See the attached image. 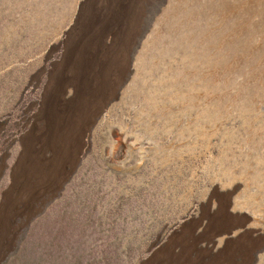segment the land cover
<instances>
[{"label":"rangeland","instance_id":"obj_1","mask_svg":"<svg viewBox=\"0 0 264 264\" xmlns=\"http://www.w3.org/2000/svg\"><path fill=\"white\" fill-rule=\"evenodd\" d=\"M187 2L0 0V264H264V0ZM193 3L224 58L189 103L154 42Z\"/></svg>","mask_w":264,"mask_h":264},{"label":"bare ground","instance_id":"obj_2","mask_svg":"<svg viewBox=\"0 0 264 264\" xmlns=\"http://www.w3.org/2000/svg\"><path fill=\"white\" fill-rule=\"evenodd\" d=\"M189 1V0H186V2ZM182 2V1H181ZM185 3V1H183V4ZM188 3V2H187ZM192 3V2H191ZM195 3V2H194ZM193 3V4H194ZM208 4V3H207ZM185 5V4H184ZM188 5V4H187ZM190 6H192L190 3H189ZM195 5V4H194ZM193 7H190V8H186L184 11L182 10V12L180 10L176 11L174 16H172L170 18V20L168 22H166L168 24V30H169V33L173 34L174 37L171 38L170 36H167V40L166 41H161V39H158L157 37V41L154 42V45L155 47H159V51L161 54L160 56L164 55L165 58L167 57H173L175 55V57H178V59H183V62L181 64V72L177 74V76H174L172 75L171 76V80H166V82L168 81L167 83V90L170 92L168 93L167 90L164 89V91H166L167 93H165V95H169L170 96V99H174L173 97V93H175V91L177 90L178 92H182V90H178L176 86L179 87H182V86H185V92H184V95L183 94H180L179 96V100L182 98L183 100H186L187 102L191 103L193 101H195L196 99V95H191L188 88H193V84L196 85L195 82L199 81L200 84H202L201 86H203V89H208V86L209 85H212V89L217 87V85H213L212 83H208L207 82V79L205 78V75L203 74L204 71L206 70H209L210 68H215V69H218L219 67L221 68V64L223 62V55H222V51H221V44L223 43V35L224 34L222 31V37L220 35V33H218V30L214 29L213 31L209 29V27H207L206 23L203 22L205 21V17H204V14L199 11L200 8L202 7H199L200 4H198L197 6L195 5ZM204 5V4H203ZM206 5V4H205ZM181 6V5H180ZM202 6V5H201ZM183 7V6H182ZM185 7V6H184ZM188 7V6H187ZM206 7V6H205ZM220 7V6H219ZM178 9V7H177ZM180 9V8H179ZM204 9V8H203ZM223 9V7H222ZM175 11V9H174ZM180 11V12H179ZM173 12V11H172ZM208 17V16H207ZM217 21V20H215ZM215 24V23H214ZM211 27V26H210ZM167 33V34H169ZM166 34V33H165ZM165 38V37H164ZM163 38V39H164ZM221 48V49H220ZM156 51V50H155ZM158 54V53H156ZM167 55V56H165ZM171 57V59H172ZM170 59V58H169ZM222 59V60H221ZM159 60V59H157ZM169 62V61H168ZM155 66L156 64H159V62H154L153 63ZM163 64V63H162ZM161 64V66H162ZM221 65V66H220ZM164 66V65H163ZM163 69V68H162ZM161 69V70H162ZM180 69V68H179ZM220 70V69H218ZM193 71V72H192ZM216 71V70H215ZM169 72V71H168ZM170 73V72H169ZM168 73V74H169ZM207 73V71H206ZM172 74V73H171ZM170 74V75H171ZM167 75V74H166ZM176 75V74H175ZM210 75V74H209ZM169 76V75H168ZM207 76H208V73H207ZM214 76V75H213ZM179 80L177 81V78ZM167 78H170L167 77ZM212 78V77H211ZM217 78V77H216ZM183 80V81H181ZM214 81H218L217 80H214ZM183 83V84H182ZM166 84V83H165ZM199 84V85H200ZM164 85V84H163ZM169 86V87H168ZM211 87V86H210ZM195 88V87H194ZM184 89V88H183ZM197 89V88H196ZM206 89V90H207ZM214 90V89H213ZM212 90V92H213ZM217 90V88H216ZM215 90V91H216ZM192 91V89H191ZM219 91V90H218ZM217 92V91H216ZM177 93V92H176ZM199 93V92H198ZM208 93V92H207ZM196 94V93H195ZM217 94V93H215ZM219 94V93H218ZM183 95V96H182ZM198 95V94H197ZM205 95V94H203ZM208 95V94H207ZM206 95V96H207ZM176 96V95H175ZM200 96V95H198ZM197 96V97H198ZM214 96V95H213ZM217 96V97H216ZM209 96H207L208 98ZM221 97V96H220ZM251 97V96H250ZM176 98V97H175ZM206 98V97H205ZM210 98V97H209ZM215 98H216V101L218 99L219 101V95H215ZM229 98V97H228ZM247 98V97H246ZM181 99V100H182ZM222 99V98H221ZM244 99V97H243ZM248 100V99H247ZM264 100V98H263ZM198 101V100H197ZM217 101V102H218ZM223 101V100H222ZM243 101V100H242ZM186 102V103H187ZM185 103V102H184ZM185 103V104H186ZM179 105V104H178ZM217 105V104H216ZM182 106V105H181ZM188 106V105H187ZM221 107L222 105H218L217 108H215V110L213 112H209L208 111H205V115H204V118H218L219 115L221 114ZM100 106L99 104H97L95 107H91V113L92 115L96 114V112L99 110ZM212 109V108H211ZM245 109V108H244ZM180 110H185V108L183 109H180ZM188 111V110H187ZM203 111V110H202ZM89 112V111H88ZM164 113V112H163ZM183 113V112H182ZM199 114V113H198ZM201 114V113H200ZM91 115V114H90ZM164 115V114H163ZM182 116V115H181ZM203 116V115H202ZM164 117V116H163ZM173 117V116H172ZM206 118V119H207ZM170 119V118H169ZM170 121V120H169ZM203 121V120H202ZM210 121V120H209ZM217 122V121H216ZM214 123V122H213ZM172 124V123H171ZM207 124V123H206ZM201 125V124H200ZM208 125V124H207ZM82 126V125H81ZM188 126V125H187ZM190 127V126H189ZM188 127V128H189ZM205 127V126H203ZM199 128V126L197 127ZM201 128V127H200ZM199 128V129H200ZM207 128V127H206ZM210 128V127H209ZM251 128V127H250ZM201 130V129H200ZM186 134V133H185ZM188 134V133H187ZM204 136V135H203ZM249 138L248 139V142L245 143V145H249V142L251 143V148L254 150L253 152H260L262 149H264V142L262 143H254L255 140H260L262 141L264 138L262 137L261 133H254V132H251L250 134H248ZM247 141V140H246ZM256 144V145H255ZM244 145V144H243ZM261 158V157H260ZM219 222V220H218ZM221 222V221H220ZM221 224V223H220ZM225 223H223L222 225H217L215 224V226L212 228H214V232H210L209 234H207V239H209L210 241L213 239L215 242L216 240L214 239L216 236L215 234L217 232H228V228L227 226L225 227ZM232 225V224H231ZM230 226V225H229ZM228 226V227H229ZM234 226V225H232ZM230 226V227H232ZM205 229H209L208 227L205 228ZM220 229V230H218ZM210 230V229H209ZM208 230V231H209ZM213 230V229H212ZM207 231V230H205ZM204 231V232H205ZM219 234V233H218ZM217 234V235H218ZM206 235V233H205ZM188 236H191V234H189ZM185 233H183L182 235H177V237L174 239V241H177L179 244L181 242V246L184 247L186 245V240H187V237ZM204 237V236H203ZM231 242V241H230ZM236 241L232 240V243ZM219 244V243H218ZM236 245V244H234ZM234 247V246H233ZM235 247H238V246H235ZM236 249V248H235ZM183 250V249H182ZM157 254V253H156ZM222 254V253H220ZM207 256V254H201L200 252L195 256V259H193V262L195 261L196 263H202V264H210L208 263L209 261L207 262H204V258L205 256ZM215 255V254H214ZM213 255V256H214ZM210 256V255H209ZM179 257V256H178ZM163 256L162 255H155V259L158 261L161 262ZM181 262H185L186 260H188V256L187 254L184 253V256H181ZM214 260V259H213ZM221 261V263H220ZM223 260L222 259H219V256L214 260L212 261V264H223L222 263ZM181 264V263H180ZM239 264V263H238Z\"/></svg>","mask_w":264,"mask_h":264}]
</instances>
